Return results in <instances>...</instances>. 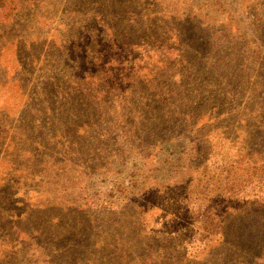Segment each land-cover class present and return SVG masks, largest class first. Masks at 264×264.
I'll return each instance as SVG.
<instances>
[{
    "label": "trees",
    "instance_id": "trees-1",
    "mask_svg": "<svg viewBox=\"0 0 264 264\" xmlns=\"http://www.w3.org/2000/svg\"><path fill=\"white\" fill-rule=\"evenodd\" d=\"M166 1L110 0L112 9L109 12L122 19L118 25L112 23L109 27L113 28L110 50L117 57L137 54L134 62L123 66L118 83L111 84L117 80V74L109 69L115 65L112 61L103 66L98 63L96 72L89 70L80 75L67 73L62 63H49L45 75L43 68V73L33 79L31 99L28 97L24 114L21 113L19 125L14 128L21 138L17 154H31L29 160L23 157L26 165L18 163L22 173L18 174L16 184L20 188L24 184L26 192L30 186L28 181L35 175L33 181L38 180L36 185L41 187V190L34 189L35 192L44 196L51 192L41 186V181L52 184V175L40 169L47 155L55 161L60 154L58 161L66 163L67 171L76 167L74 170L83 168L85 171L79 172L85 173L91 164L92 174L99 170L105 172L113 158L119 157L124 163L131 162L128 177H120L111 193L123 197L122 205L139 202L151 193L177 186L195 170L189 191L180 196L194 224L193 239L211 242L222 233L221 210L227 201L236 200L242 205L252 193L264 202V55L258 50L257 57L262 60L256 62L253 56H247L246 47L240 46V37L234 30L237 20L229 13L225 19L227 23L219 26L214 35L215 44L203 57L173 24L183 16L174 14L175 10ZM260 8L264 14V3ZM78 12V15L83 13L82 10ZM84 14L93 19L97 17L91 12ZM103 14L104 11L98 16ZM110 20L113 22L112 18ZM255 20H251L253 25ZM259 30L264 31V21ZM263 37L264 32L260 39ZM232 70H236L237 77ZM25 121L29 122L27 126ZM253 125L261 130L262 138L259 137L255 144L239 143L237 130L242 135V130ZM180 135L190 138L192 145L186 174L181 180L184 168L181 166L161 177L158 148ZM120 137L125 138L123 144L127 150H111V141L115 140L117 145ZM221 139L240 146H236L238 159H219L221 153L215 151V145ZM199 156L204 161L194 167L193 161ZM33 161H36V169L28 173ZM176 162L177 159L167 164L169 171ZM59 202L74 208L63 198ZM26 206L25 213L34 215L36 207L29 202ZM227 206V215L244 210V206L235 208L238 206L231 203ZM130 216L139 225V240L129 239L132 240L129 246L118 240L103 239L99 243L103 254L95 255L102 260L99 264H135L130 259L133 243L149 255L156 236L148 232L141 211L140 217L135 213ZM54 218L59 219V216L54 215ZM34 240L38 242L40 238ZM34 244L38 250V244ZM121 244L128 249L116 252ZM40 259L33 261L34 264ZM138 264H144V259Z\"/></svg>",
    "mask_w": 264,
    "mask_h": 264
},
{
    "label": "rangeland",
    "instance_id": "rangeland-1",
    "mask_svg": "<svg viewBox=\"0 0 264 264\" xmlns=\"http://www.w3.org/2000/svg\"><path fill=\"white\" fill-rule=\"evenodd\" d=\"M262 3L264 0L166 1L175 10L174 14L183 16L173 24L203 57L215 44L214 35L219 26L227 23V14H232L237 20L234 30L240 37L239 44L246 47L245 53L253 56L255 62L262 60L257 57L258 50L261 49L264 55V37L260 39L264 31L259 30L264 21V14L260 12ZM111 9L110 0H0V264H34L40 257L37 264H99L102 260L95 255L103 254L99 244L103 239L118 240L129 246L132 240H139V225L133 222L130 214L140 217V211L148 232L156 237L149 255L137 244H132L130 259L135 264L143 259L144 264H264V202L258 195L249 194L242 205L236 200L227 201V204L238 206L235 208L244 206V210L227 215L229 208L224 205L221 210L223 230L214 240L201 242L193 239L194 224L189 219L186 202L180 196L189 191V184L196 175L192 170L184 177L192 151L191 139L184 135L164 143L157 150L161 161L160 176L166 177L175 172L176 167H184L180 178L184 179L177 186L142 197L139 202L121 205L123 197L111 194L116 181L128 177L130 168L131 162L124 163L119 157L113 158L105 172L99 170L92 174L91 164L85 173L79 172L81 169L85 171L83 168L74 170L76 167L67 171L66 163L58 161L60 154L54 159L56 163L47 155L40 169L52 175V184L41 181V186L51 192L45 196L35 192L34 189L41 190L36 185L39 181L36 178L37 181H33L35 175L28 181L30 186L26 192L24 184L21 188L16 184L18 174L22 173L18 170V163L26 165L27 160L23 157L29 160L31 154H17L21 138L14 128L19 125L17 121L28 97L31 99L34 78L43 73L42 69H45V75L49 63H62L68 69L67 73L80 75L89 70L96 72L98 63L103 66L112 61L115 65L109 69L112 74H117V80L111 81L113 84L120 81L123 66L134 62L137 57L136 52L117 57L110 50L113 28L109 27L122 21L120 16L115 17L109 12ZM80 10L83 13L78 15ZM103 11L104 16H98ZM85 12L93 13L96 19L89 18ZM251 20H255V25ZM232 72L237 77L236 70ZM248 90L251 92L250 88ZM25 123L26 126L29 124ZM257 127L248 126L242 130V135L237 130L238 142L255 144L263 136ZM125 141L124 137L118 138V146L114 144L115 140L111 141V150H127L123 144ZM236 146L239 145L221 139L215 145V151L221 153L219 159L235 160L238 159ZM49 148L52 149V144ZM175 159L177 162L171 172L167 164ZM203 161L200 156L195 157L194 167ZM35 165L36 161H33L28 173H33ZM62 198L74 208L60 203ZM27 202L36 207L34 215L25 213ZM39 205L41 208L37 207ZM36 237L40 238L38 242L34 240ZM34 243L38 244V250ZM122 244L116 252L123 253L128 249Z\"/></svg>",
    "mask_w": 264,
    "mask_h": 264
}]
</instances>
